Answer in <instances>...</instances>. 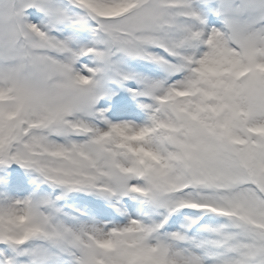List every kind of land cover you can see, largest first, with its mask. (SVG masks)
<instances>
[{
    "label": "snow or ice",
    "instance_id": "obj_1",
    "mask_svg": "<svg viewBox=\"0 0 264 264\" xmlns=\"http://www.w3.org/2000/svg\"><path fill=\"white\" fill-rule=\"evenodd\" d=\"M0 264H264V0H0Z\"/></svg>",
    "mask_w": 264,
    "mask_h": 264
}]
</instances>
